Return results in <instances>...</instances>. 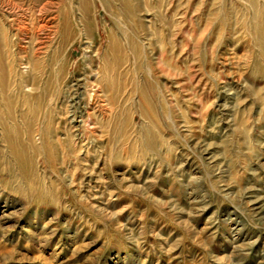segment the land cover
Masks as SVG:
<instances>
[{"label": "rangeland", "instance_id": "1", "mask_svg": "<svg viewBox=\"0 0 264 264\" xmlns=\"http://www.w3.org/2000/svg\"><path fill=\"white\" fill-rule=\"evenodd\" d=\"M69 5L75 35L35 70L0 6V264H264V0ZM80 19L116 73L83 145L64 68L101 57Z\"/></svg>", "mask_w": 264, "mask_h": 264}, {"label": "bare ground", "instance_id": "2", "mask_svg": "<svg viewBox=\"0 0 264 264\" xmlns=\"http://www.w3.org/2000/svg\"><path fill=\"white\" fill-rule=\"evenodd\" d=\"M22 1V9L16 7V4H14L15 0H0V6L2 4L8 10L10 23H17L16 36H25L23 41L31 47L32 56L30 58L26 57L22 68L35 70L40 67L41 60L43 61L49 57V50L56 36L69 39L71 35H75L72 28L70 0ZM251 3L254 4L255 0H251ZM17 10H19V13H17ZM79 25L80 33L78 36L80 40L85 37L88 41L93 40L91 42L92 45L99 44L97 51H94L95 47L92 45L86 48L90 58L93 59L94 55L100 58L101 51H103V35H101L99 28H97L98 32L95 35L92 30V25L94 26V24L90 19H80ZM88 41L87 43L90 44ZM26 49L25 47L19 48L22 54H26ZM103 54L97 68L89 65L85 67L81 59L77 62H67L64 68L65 77L67 75L69 78V83L66 87L71 91L72 95L63 115V123H65V130H67L69 135L79 136L80 144L83 143L81 138L86 134L98 135L100 133L99 137H103L105 135L104 124L112 114L116 96V85L113 76L115 70L114 66L109 64L107 53ZM114 56L116 55L114 54ZM53 63L55 66H59L57 60H53ZM205 152L208 156L211 155L208 148ZM14 153L16 156L21 157L16 150ZM210 159L215 161L214 156H210Z\"/></svg>", "mask_w": 264, "mask_h": 264}]
</instances>
